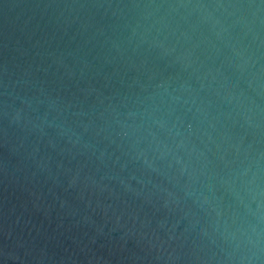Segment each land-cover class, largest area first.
I'll use <instances>...</instances> for the list:
<instances>
[{"label": "water", "instance_id": "obj_1", "mask_svg": "<svg viewBox=\"0 0 264 264\" xmlns=\"http://www.w3.org/2000/svg\"><path fill=\"white\" fill-rule=\"evenodd\" d=\"M0 264H264V0H0Z\"/></svg>", "mask_w": 264, "mask_h": 264}]
</instances>
